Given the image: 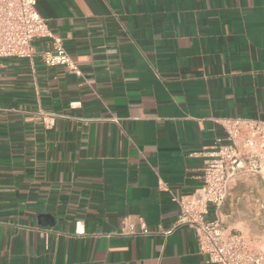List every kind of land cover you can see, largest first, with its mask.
<instances>
[{
  "label": "crops",
  "instance_id": "obj_1",
  "mask_svg": "<svg viewBox=\"0 0 264 264\" xmlns=\"http://www.w3.org/2000/svg\"><path fill=\"white\" fill-rule=\"evenodd\" d=\"M36 10L78 73L42 61L48 38L31 60L0 58V264H210L189 226L121 230L174 223L219 118L264 120V0ZM205 217L264 244V174L233 179Z\"/></svg>",
  "mask_w": 264,
  "mask_h": 264
},
{
  "label": "built area",
  "instance_id": "obj_2",
  "mask_svg": "<svg viewBox=\"0 0 264 264\" xmlns=\"http://www.w3.org/2000/svg\"><path fill=\"white\" fill-rule=\"evenodd\" d=\"M35 38L51 41L40 52L46 65H66L78 73L60 38L52 34L46 20L37 12L36 0H0V58L31 60L36 53L32 45ZM47 118H50L48 114L43 119L49 124ZM218 121L224 137L216 138L204 152L202 184L193 194L172 198L178 205L174 223L155 231L145 226L135 231L132 226H126L121 233L168 235L181 226H189L195 230L199 249L207 255L210 264H264V244H254L240 231H225L218 218L205 217L209 205L215 213L220 210L233 179L264 174V120L223 117Z\"/></svg>",
  "mask_w": 264,
  "mask_h": 264
}]
</instances>
